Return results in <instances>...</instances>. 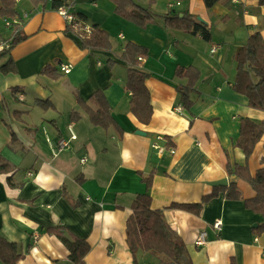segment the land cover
Instances as JSON below:
<instances>
[{
    "label": "crops",
    "instance_id": "1",
    "mask_svg": "<svg viewBox=\"0 0 264 264\" xmlns=\"http://www.w3.org/2000/svg\"><path fill=\"white\" fill-rule=\"evenodd\" d=\"M65 1L76 17L78 0ZM19 4L20 15H27L24 39L0 57V69L9 59L13 63V70H0V156L9 165L8 171L0 170V239L19 247V264H75L62 239L48 233L56 227L88 243L85 264H134L127 220L136 196L147 192L143 178L152 173V208L162 211L192 264H264V217L245 206L255 192L227 171L228 163H245L237 146L241 118L264 121V111L251 108L248 98L233 90L235 51L253 34L264 36V4L221 0L207 9L201 0H158L151 8L157 17L144 29L112 15L111 8L107 19L93 15L89 20L79 12L88 26L100 25L108 33L111 51L81 49L52 0L46 8L35 9L27 0ZM186 12L208 25L211 41L165 29L159 17ZM5 21L0 17V36L9 38ZM130 42L149 51L141 64L149 74L146 87L153 108L148 125L132 114L126 89L128 68L120 56ZM212 46H219L216 56L210 53ZM62 64L72 66L69 74L61 72ZM48 66L60 77L43 75ZM177 66H193L201 73L190 112L180 103L177 87L185 81L176 78ZM99 90L122 132L92 125L79 106L77 93L88 101ZM38 100L53 107L44 110ZM74 112L80 115L75 121ZM72 132L76 139L70 148L54 156L47 138L56 145L61 138L70 140ZM159 136L166 140L162 154L152 147ZM248 165L252 175L264 167V137ZM224 179L227 186L237 182L239 200H228L221 191L199 215L172 208L202 203L227 187L212 185ZM218 220L220 230L213 227ZM201 232L207 243L197 247ZM150 258L141 261L152 264Z\"/></svg>",
    "mask_w": 264,
    "mask_h": 264
},
{
    "label": "trees",
    "instance_id": "2",
    "mask_svg": "<svg viewBox=\"0 0 264 264\" xmlns=\"http://www.w3.org/2000/svg\"><path fill=\"white\" fill-rule=\"evenodd\" d=\"M20 1L22 0H0V17L12 23V27L8 29L10 37L3 38L0 36V41L12 40L13 47L24 39L21 30L13 23V20L16 19L22 23L25 20L18 10ZM27 1L36 9L46 8L51 0ZM111 1L114 3L115 14L118 17L139 28H146L157 17L151 11V8L158 0H146V6L142 4L143 0ZM201 1L207 9H211L221 2V0ZM52 2L55 9L67 6L65 0H52ZM259 3L263 5L264 0H259ZM159 17L162 18L165 29L200 35L206 41H211V29L192 14L186 12ZM87 28L91 30L90 33L86 31ZM67 32L68 35H70L69 32L74 34L70 36L75 38L83 50H112V43L108 33L100 25L88 26L87 17L83 13H78L76 21L71 25H67ZM7 54L5 53L2 56ZM148 56L149 51L146 47L131 42L125 46L120 56V59L127 64L128 68L126 89L131 93V112L144 125H148L153 116L151 96L146 87V79L149 77V74L141 68L142 61L147 59ZM234 60L236 64V78L233 83V90L246 96L251 108L264 111V36L261 33H255L250 36L244 46L236 49ZM0 70H13L12 60L9 59L4 68ZM42 74L52 79L60 77L58 70L52 66L44 68ZM175 76L178 80L185 81L177 87V91L181 105L187 112H190L194 104L192 94L196 91L201 73L193 66H177ZM76 97L79 106L88 113L92 125L105 130L116 127L119 132H122L112 116V108L103 91H96L88 101L82 99L78 93ZM36 104L44 110H49L53 107L50 101L38 100ZM71 118L75 121L80 118V115L74 112ZM263 137L264 121L255 122L248 118H241L240 137L237 141V146L245 155V163L243 165L228 163L227 171L230 176L245 181L252 187L255 196L246 200L245 206L247 209L264 217V167L259 169L255 175H252L248 165L257 144ZM8 169L9 165L6 160L0 156V170L8 171ZM143 181L147 186V192L136 196L126 227V242L133 256L134 264H144L141 261L143 257L158 258L159 262L163 259V264H192L185 244L168 225L162 211L152 208V197L149 190L153 183V173L149 177L143 178ZM221 191L228 200L237 201L240 199L237 182L233 181L229 186L222 189L218 188L211 195L205 196L200 204H173L172 208H179L199 215L203 205L217 197ZM68 200L72 203L73 207H76L69 198ZM65 231L66 229L63 227H56L49 229L48 233L62 239L69 252V258L75 264H85L84 260L90 250V246L85 240H81L72 234L70 237L65 236ZM21 257L22 253L16 244L0 239V264H19Z\"/></svg>",
    "mask_w": 264,
    "mask_h": 264
},
{
    "label": "built area",
    "instance_id": "3",
    "mask_svg": "<svg viewBox=\"0 0 264 264\" xmlns=\"http://www.w3.org/2000/svg\"><path fill=\"white\" fill-rule=\"evenodd\" d=\"M71 2H74L75 0H70ZM232 2L234 4L238 3V0H232ZM170 7H173V5H171ZM57 12L65 19L66 24L67 25H71L72 23H74L76 21V17L74 14L71 13V7L69 5L67 6H62L60 8L57 9ZM27 17V15H24L23 18L25 19ZM13 23L16 24L19 28V30H21L23 23L21 21H19L18 19L13 20ZM5 26L7 29L12 27V23L10 21H5ZM86 31L88 33H90V29L87 28ZM13 45H12V40H4V41H0V57L3 54H7L11 51ZM219 51V46H212L210 53L212 56H216L217 53ZM60 70L61 72H63L64 74H69L72 70V66L68 65V64H62L60 65ZM176 111L181 113L183 111L182 107H178L176 108ZM76 139V135L72 132L71 133V137L70 140L61 138L58 143L56 145H53V143L50 141L49 138H47V141L50 145V148L52 149V153L54 156H56L59 152L66 150L68 148H70V142ZM166 140L164 137L159 136L157 137V140L155 143H153V149L158 151L159 153H165V151H167V148L163 145V143H165ZM169 152L170 154H173L175 152L174 148H169ZM213 227L217 230H220L222 227V222L220 220L215 221V223L213 224ZM207 243V235L205 232H201L199 234V236L196 239L195 245L197 247H202Z\"/></svg>",
    "mask_w": 264,
    "mask_h": 264
},
{
    "label": "rangeland",
    "instance_id": "4",
    "mask_svg": "<svg viewBox=\"0 0 264 264\" xmlns=\"http://www.w3.org/2000/svg\"><path fill=\"white\" fill-rule=\"evenodd\" d=\"M142 4L146 6V0H143ZM108 8H111L112 15L117 16L115 14L114 3L111 0H78V2L76 3V11L78 13L84 12L88 16L89 20H91V17H93V15H97V17L104 16L103 18L107 19L109 13ZM111 23H114V19L109 22V24ZM150 259L152 264H163L164 262L163 259L161 260V262L157 260L158 258H150Z\"/></svg>",
    "mask_w": 264,
    "mask_h": 264
},
{
    "label": "water",
    "instance_id": "5",
    "mask_svg": "<svg viewBox=\"0 0 264 264\" xmlns=\"http://www.w3.org/2000/svg\"><path fill=\"white\" fill-rule=\"evenodd\" d=\"M198 20H199V21H202L200 18H198ZM139 134H142V135H143L144 133H140V132H139ZM227 184H228V181H227L226 179H224V180H222V181H219V182L213 183L212 185H213V186H221V187H222V186H227Z\"/></svg>",
    "mask_w": 264,
    "mask_h": 264
}]
</instances>
